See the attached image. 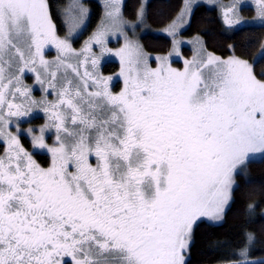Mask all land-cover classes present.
Listing matches in <instances>:
<instances>
[{
    "label": "snow or ice",
    "instance_id": "snow-or-ice-1",
    "mask_svg": "<svg viewBox=\"0 0 264 264\" xmlns=\"http://www.w3.org/2000/svg\"><path fill=\"white\" fill-rule=\"evenodd\" d=\"M192 2L184 0L167 28L174 47ZM241 3L222 8L229 28L245 23ZM256 5L264 28V0ZM105 9L75 52L57 35L48 0H0V264H185L196 222L220 221L241 166L264 162V78L255 58L209 53L178 70L166 56L153 68L125 32L121 0H105ZM144 15L141 5L138 20ZM88 16L73 0L63 14L69 36L83 32ZM117 34L124 45L113 52L108 37ZM49 45L55 70L44 58ZM108 54L120 59L119 93L99 71ZM61 67L73 76H58ZM25 71L55 97L40 102L47 117L40 134L27 129L33 148L50 155L47 167L21 143L19 121L38 105ZM6 117L17 118L15 133ZM240 255L238 264H249L247 249Z\"/></svg>",
    "mask_w": 264,
    "mask_h": 264
},
{
    "label": "trees",
    "instance_id": "trees-1",
    "mask_svg": "<svg viewBox=\"0 0 264 264\" xmlns=\"http://www.w3.org/2000/svg\"><path fill=\"white\" fill-rule=\"evenodd\" d=\"M50 14L57 29V34H65L61 11L66 0H48ZM141 0H125L123 16L134 20L140 8ZM89 20L81 37H86L99 25L102 8L96 1L89 2ZM183 6V0H148L145 7L144 23L151 29L166 27ZM182 34L186 37L198 36L204 49L221 58L237 56L252 62L255 58L257 78L264 73V57H256L259 44L264 41V28L261 26H244L235 30L227 29L219 12L200 4L193 8L189 22ZM82 39V38H81ZM79 43L76 42L75 44ZM140 44L144 51L152 54L165 53L171 42L165 36L153 33L141 35ZM188 56L189 51L183 50ZM180 66V65H179ZM118 69V64L107 62L102 65V73L111 74ZM118 85L114 89L116 91ZM25 143V137L21 138ZM29 147V144L26 143ZM2 152V147H0ZM43 167L50 159L46 154H34ZM251 206V207H249ZM253 237L252 241L248 236ZM247 249V258L264 256V162L243 166L236 178L232 199L220 224L199 221L194 226L190 250L185 264H215L243 259L240 253ZM264 261V260H263ZM261 261L249 262L260 264Z\"/></svg>",
    "mask_w": 264,
    "mask_h": 264
},
{
    "label": "rangeland",
    "instance_id": "rangeland-1",
    "mask_svg": "<svg viewBox=\"0 0 264 264\" xmlns=\"http://www.w3.org/2000/svg\"><path fill=\"white\" fill-rule=\"evenodd\" d=\"M90 1H96L99 3V5L102 8V16L101 19L104 17L105 14V0H80V3L88 9V12L90 13V6H89V2ZM73 2V0H66V4L65 7L62 9L61 11V19L63 21V14L65 12V10L69 7V5H71ZM125 0H121V11H122V15H123V5H124ZM148 0H141V5H144L146 7ZM233 2V0H193L192 2V10L195 6L203 4L206 5L210 8H215L218 10L219 15L222 19L223 22V16H222V8L230 5ZM140 5V7H141ZM184 7V0H183V6L181 7V9ZM256 0H242L241 3V7H240V16L242 18L243 21H245V23H243L240 26H237L236 28H229L224 22V26L229 29V30H235L244 26H260L259 21L256 19ZM140 9V8H139ZM138 9V11H139ZM181 9L179 11V13L176 15V17L173 19L175 20L177 18V16H179ZM192 12V11H191ZM191 13H186L184 16V19L186 21H189ZM124 17V16H123ZM88 20H89V16L87 19V24H88ZM124 20L127 22L126 26H125V32L127 33L129 39H133L135 41H137L141 47L140 44V37L143 34L146 33H153V34H157V35H162L167 37L168 39H170L171 42V46L170 49L168 51H166L165 53H161V54H152V53H148L146 51H144L142 49L143 55L145 57L148 58L149 60V64L151 67L155 68L157 66V58L158 57H169V61L171 64V67L176 68L178 70H183L184 68V62L185 60L187 61H192L194 57H198V58H207V55L210 53L208 51H206L204 49L203 43L201 41V39L198 36H193V37H186L182 34V32L185 30V28L187 27L188 23H185L179 30V34L177 36V40L179 41V44L176 45L174 47V42H173V37L169 36L167 34V28L168 26L172 23V21L163 28H159V29H151L149 27H147L144 23V18L143 21L141 22L140 20H138L137 16L134 20L128 21L124 18ZM101 22V21H100ZM64 23V21H63ZM100 24V23H99ZM65 26V34L63 36H58L60 38H65L66 36H68L71 46L73 48V50L75 52H81L84 46V42L86 40H88V38L92 35V33L96 30V28L92 31V33H90L89 35H87L86 37H81L82 33L79 34L78 36H69L68 34V29ZM85 30V29H84ZM83 30V31H84ZM82 38V39H81ZM77 44H75L76 42H78ZM124 45V39L119 36V34L116 35L115 38H113L112 36L108 37V47L112 49L113 52L119 50L121 47H123ZM178 48L179 52H180V56H177L175 54V50ZM94 51L96 52L97 55H99V47L98 46H93ZM184 49H187L189 51L188 56L185 55L184 53ZM45 54H44V58L46 60H48L51 63L52 69L55 70V66H56V62H57V50L53 47L46 46L45 50H44ZM171 53V56H169V54ZM212 54V53H211ZM216 57H219L215 54H212ZM231 57V56H230ZM256 57H259L258 54ZM221 58V57H220ZM81 59H83V55L81 56ZM223 60H227L229 59V57L227 58H221ZM66 62L68 63H72L73 65H77V60L75 59V57L72 56V54H67L66 56ZM107 62H114L118 64V69L111 74H104L102 73V65H104ZM180 65V66H179ZM87 67L89 69H91V64L89 62V64L87 65ZM121 70V63H120V59L119 57L115 56V55H105L104 57L101 58V63H100V67H99V71L100 74L108 77L111 76L113 77V80L110 84V88L114 93H119V91L121 90V88L123 87V78L119 76ZM80 72L81 74H83L84 72V68L80 67ZM65 74L69 75V76H73V70L71 68H66V67H61L58 71V76L62 77ZM24 84L29 87L31 89V97L32 99H34L35 101L38 102L37 106H33L32 108V112L29 116L21 118L19 121L20 124V130H21V138L25 137V143L22 142L21 143L23 145V147L32 153H37V154H46L49 156L50 159V155L47 153L46 149L41 150V149H34L32 142H31V137H29L27 135V129L31 128L34 130V134L39 135L40 134V128L46 123L47 117L45 115V113L42 111V103H46L47 101H51L54 100L55 97L52 95H45L44 92V88L48 87L47 83L45 85H41L36 81V76L35 73L33 72H28L25 71L23 77H22ZM48 79H51L50 77H48ZM118 85V88L116 91H114V89L116 88V86ZM7 118V117H6ZM40 118H42V122L39 120ZM7 119H11L13 121L10 130L13 131V133H15L16 131V121L17 118L16 117H10ZM23 123H26L23 125ZM45 140L46 143L48 145H52L55 142V130L51 129V130H46L45 131ZM26 143L29 144V147L26 146ZM3 150V149H2ZM42 166V165H41ZM243 166H241V170H242ZM231 202V201H230ZM230 205V203H229ZM226 206V210L229 207ZM225 210V212H226ZM225 214V213H224ZM224 214L223 217L220 221L217 222H213L208 220L207 218H201L199 221H205L207 223L210 224H220L223 221L224 218ZM196 222V223H197ZM192 241V239H191ZM191 244V243H190ZM187 252H184V256H185V261H186V257H187ZM249 262H254V261H263L264 260V256L261 257H252V258H247ZM241 259H237V260H232V261H226V262H220V263H215V264H238V262Z\"/></svg>",
    "mask_w": 264,
    "mask_h": 264
},
{
    "label": "flooded vegetation",
    "instance_id": "flooded-vegetation-1",
    "mask_svg": "<svg viewBox=\"0 0 264 264\" xmlns=\"http://www.w3.org/2000/svg\"><path fill=\"white\" fill-rule=\"evenodd\" d=\"M39 120L42 122V120H43V119H42V118H40ZM24 124H26V123H23V125H24Z\"/></svg>",
    "mask_w": 264,
    "mask_h": 264
}]
</instances>
